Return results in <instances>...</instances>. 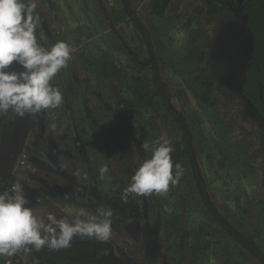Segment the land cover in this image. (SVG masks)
<instances>
[{"label":"rangeland","instance_id":"rangeland-1","mask_svg":"<svg viewBox=\"0 0 264 264\" xmlns=\"http://www.w3.org/2000/svg\"><path fill=\"white\" fill-rule=\"evenodd\" d=\"M198 1L171 0L163 16L153 17L149 0H36L38 43L71 46L67 67L51 81L63 102L30 118L0 114V178L11 162L7 182L29 188L27 206L42 215L72 218L83 208L92 219L96 208H110L112 234L106 242L120 264H210V259L214 264H262L224 229L251 237L264 255V119L240 92L251 45L233 8L209 23ZM142 30L151 34L170 104L189 123L195 140L192 158L182 166L183 178L170 184L167 193L128 194L125 201L124 190L140 164L151 158L154 141L163 137L173 147L179 136L159 115L139 114L122 87L131 86L134 76L125 50L145 49ZM103 55L119 64L120 81L89 74ZM9 70L23 69L13 62ZM95 87L108 103L105 110L114 111L99 130L107 140L99 165L81 136L67 133L72 124L75 133L80 127L77 95L94 98ZM119 114L123 144L116 148L119 136L110 137ZM144 143L149 149L141 147ZM105 167L108 171L101 173ZM199 191L207 195L211 210ZM45 247L29 245L27 252L0 257V264H31ZM68 251L75 262L92 252L86 246ZM67 253L41 264H61Z\"/></svg>","mask_w":264,"mask_h":264},{"label":"clouds","instance_id":"clouds-1","mask_svg":"<svg viewBox=\"0 0 264 264\" xmlns=\"http://www.w3.org/2000/svg\"><path fill=\"white\" fill-rule=\"evenodd\" d=\"M36 0H0V114L11 111L16 116L38 115L42 110L55 109L63 102L59 88L51 81L71 59V46L57 41L51 47L41 46L35 32L40 24ZM15 62L22 71L9 70ZM143 149H149L144 143ZM174 151L169 140L154 141L150 159L144 160L129 186L128 194L167 193L183 174L180 163L173 164ZM175 168V174L173 169ZM101 173L108 169L101 168ZM67 198V197H66ZM23 185L17 181L0 192V257H11L18 251L47 247L59 250L71 246L74 237L107 241L112 234V210L98 207L92 219L81 208L72 218L40 214L28 207ZM210 264L214 261L210 259Z\"/></svg>","mask_w":264,"mask_h":264},{"label":"trees","instance_id":"trees-1","mask_svg":"<svg viewBox=\"0 0 264 264\" xmlns=\"http://www.w3.org/2000/svg\"><path fill=\"white\" fill-rule=\"evenodd\" d=\"M198 2L202 3L204 6L205 18L209 23L214 22L219 14L226 8H233L243 21V36L249 39L251 50L247 61V68L244 73V80L240 86V92L253 105L255 115L264 119V0H199ZM170 3L171 0H149L147 5L148 12L153 17H161L164 15L166 7H168ZM137 27L140 28L139 25ZM142 34L145 37V45H143L145 47L144 50L138 51L136 48L130 47H127L125 50L126 54L129 56L131 73L134 76L130 79L132 80L131 86L126 84L122 85V87L126 86V90L129 91L139 114H143L144 112L157 114L164 122H168L170 126L175 129L177 134H179L176 142L173 144L174 151L171 153V156L174 165L178 162L184 166V164L189 162L192 158L193 141L195 138L189 123L185 121L170 104L169 96L166 93L167 84L160 76L158 55L155 45L150 38L151 34L145 30H142ZM96 67V71H91L89 73L92 78L110 81H120L122 79L119 64L107 55L101 56ZM203 80V85L206 84L207 87L211 86V83H206L204 78ZM88 88V86L85 87V89ZM93 92H95L94 98H87L85 93L84 95H77V104L79 105L77 115L79 116L80 127L78 132L75 133V125L72 124L67 127V133L71 137H76L77 135L79 137L81 136L84 146L90 150L94 160L99 165V158H101L107 146V140L101 136L99 130L104 128L102 123L106 121V118L109 119V117L114 114V111L111 110L112 112L109 114V109L105 110L104 106H107V108L109 107L108 103L104 100V94L101 88L98 90V88L95 87ZM53 112L54 111H52V113ZM27 117L30 118L31 116L27 115ZM121 118L124 119L123 115L119 114L117 117L115 116L116 122L114 121L113 123V132L110 137V139H112L114 135L119 136L120 140L114 141L116 148H119V146L123 144V139H121L122 132L120 131L122 125L117 123L118 119ZM126 132L127 131H124V133ZM26 133L27 130L25 127L20 144L24 143ZM115 153L116 151L114 150L112 155ZM118 154L119 158L122 159L124 154ZM112 155L111 153L109 154L110 157H112ZM10 163L11 162H9V165ZM3 177L0 178V182ZM181 178H183V175H181L180 179ZM7 181L8 179L3 185H5ZM3 185L0 187V191ZM201 190H203V188H201ZM199 193L204 200V207L211 210L212 205L205 192L199 191ZM195 194L198 197L197 192ZM205 213H207V210ZM213 217L219 223L221 222L219 216L214 214ZM224 229L228 230L231 236L234 237L236 246L239 245L249 249L255 258L264 264V255L255 249L254 241L251 237H244L238 231H232L225 225ZM78 246H86L91 249L92 252L89 257L84 255L81 260L75 262L71 254L67 252H69L68 250L70 248ZM64 253H67V257L63 258V263L61 264H120L117 263L113 256L112 246L106 241H98L95 238L81 239L80 237H74L71 246L68 248L50 250L45 247L41 249L32 259L31 264H41L52 255L53 259H55L57 255Z\"/></svg>","mask_w":264,"mask_h":264},{"label":"built area","instance_id":"built-area-1","mask_svg":"<svg viewBox=\"0 0 264 264\" xmlns=\"http://www.w3.org/2000/svg\"><path fill=\"white\" fill-rule=\"evenodd\" d=\"M15 182H17V181L7 182L5 185H3V187L1 188V191H0V192L4 191V190H6V189H10L11 186H12ZM31 192H32V191H29V188H28V189H24V193H25L26 199H27L28 201H30V194H31Z\"/></svg>","mask_w":264,"mask_h":264},{"label":"water","instance_id":"water-1","mask_svg":"<svg viewBox=\"0 0 264 264\" xmlns=\"http://www.w3.org/2000/svg\"><path fill=\"white\" fill-rule=\"evenodd\" d=\"M8 162H7V165H6L5 175H4L3 179H2V181L0 182V187L6 182V180L8 179V176H9V171H8V164L9 163Z\"/></svg>","mask_w":264,"mask_h":264}]
</instances>
